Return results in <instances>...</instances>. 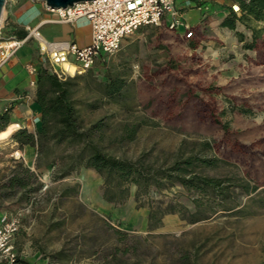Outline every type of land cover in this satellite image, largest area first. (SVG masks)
I'll use <instances>...</instances> for the list:
<instances>
[{"label":"rangeland","instance_id":"rangeland-1","mask_svg":"<svg viewBox=\"0 0 264 264\" xmlns=\"http://www.w3.org/2000/svg\"><path fill=\"white\" fill-rule=\"evenodd\" d=\"M5 12L46 13L37 0H5L1 23ZM23 24L30 27L31 21ZM248 25L236 23L244 41L215 22L205 23L191 37L165 21L146 26L96 62L92 77L80 80L75 98L84 126L105 118L110 134H118L123 123L143 122L134 140L108 142L110 153L131 159L143 155L165 166L194 154L216 158L214 166L199 168L201 172L256 190L245 193L229 185L233 201H211L208 218L188 223L167 213L159 228L148 231L149 204H180L193 211L196 194L180 184L152 189L137 207L131 186L124 203H109L93 169L53 178L69 147L49 145L38 161V174L48 187L32 198L19 231L45 264H183V251L190 254L188 264H264V25L253 20ZM73 28L87 42L86 22ZM64 30L48 24L42 32L52 37ZM253 40L252 48L244 47ZM113 77L125 82L116 99L104 96L97 83ZM9 136L0 140V174L11 167L17 149ZM25 205L8 203L0 212L12 214ZM224 205L232 208L222 209ZM107 225L127 233V244L136 251L122 254V243Z\"/></svg>","mask_w":264,"mask_h":264},{"label":"trees","instance_id":"trees-1","mask_svg":"<svg viewBox=\"0 0 264 264\" xmlns=\"http://www.w3.org/2000/svg\"><path fill=\"white\" fill-rule=\"evenodd\" d=\"M238 6L237 10L229 7L228 15L220 25L234 30L240 41L244 35L236 30L240 22L249 27V21L261 22L264 25V0H232ZM253 32V30H252ZM26 31L18 32L23 38ZM254 33V32H253ZM255 39V33H254ZM254 40L244 43L245 48H252ZM92 70L84 75L59 77L55 72L40 66L36 73L34 102L38 109V126L35 132L26 127L17 128L10 124L8 109L0 112V131L8 133L10 139L21 148L30 145L36 148V167L49 145L68 146L61 158V166L53 178H64L80 168L95 170L102 178V197L113 204L124 203L130 195V187L135 186L134 199L137 207L144 204L152 189L163 190L175 184H180L196 196L192 199L194 210L190 211L180 204L160 205L149 204L147 214V230L153 231L162 225V218L167 213H177L188 223H195L208 218L211 201L228 202L232 199L229 185L240 187L245 193L256 190L243 184H227L228 178L210 176L201 172V168L214 166L216 158L198 155H188L175 158L168 165H155L141 155L136 159L117 156L107 150V143L112 141H132L143 122L123 123L118 134H110L111 127L105 118H100L88 126H84L78 112V99L75 98L80 80L92 77ZM104 96L116 99L123 93L125 82L122 78H107L98 81ZM14 130V131H13ZM113 133V132H112ZM11 167L0 174V206L5 199H13L14 205L28 204L40 193L42 181L39 174L28 168L22 160L11 159ZM56 162V160H53ZM59 165V164H58ZM200 168V169H199ZM199 169V170H198ZM79 184H75L74 187ZM233 201V200H231ZM222 209H231L224 205ZM122 243V254L136 251L135 246H128V234L118 228L107 225ZM115 248L114 252H117ZM115 255V253H114ZM180 261L188 264L191 261L188 251H183Z\"/></svg>","mask_w":264,"mask_h":264},{"label":"built area","instance_id":"built-area-1","mask_svg":"<svg viewBox=\"0 0 264 264\" xmlns=\"http://www.w3.org/2000/svg\"><path fill=\"white\" fill-rule=\"evenodd\" d=\"M42 7L51 16L42 19L38 25L27 26L23 38H0V68L29 40L34 41L40 57L37 64L28 65L29 72L36 74L43 66L59 77H66L92 69L101 57L118 51L123 41L142 26H159L165 21L170 27L181 28L186 37L193 35V28L184 20L176 0H90L66 8H51L42 2ZM79 20H85L90 28V40L85 45L72 40H48L40 30L44 23L74 24ZM31 85H35L34 80ZM41 181L40 192L48 187L46 181ZM30 207L31 203H28L15 213L0 214L1 260H16L14 238Z\"/></svg>","mask_w":264,"mask_h":264},{"label":"crops","instance_id":"crops-1","mask_svg":"<svg viewBox=\"0 0 264 264\" xmlns=\"http://www.w3.org/2000/svg\"><path fill=\"white\" fill-rule=\"evenodd\" d=\"M233 3L232 0H176L177 8L184 20L192 26L193 31L199 29L207 22L209 25L213 22L220 25L221 21L228 15L229 7H231ZM21 13L22 15H20ZM21 13L5 12L3 22L0 26V38L5 39L11 36L18 37V32L22 30L26 31L27 26L23 24L24 20L31 21V26H35L38 25L42 19L47 18V15H49L48 17L51 16L47 12ZM20 16H23V18ZM204 17H207V19H204ZM80 21L85 20H79L74 24L58 22L44 23L40 26V30L42 32V29L48 24H60L65 27L63 35L51 37L44 35L42 32L43 36L48 40H72L79 45H85L90 40V28L86 21L88 26L87 42L81 41L79 37L74 35L73 27ZM145 28L146 26H142L136 32L141 33ZM178 32L183 31L181 29L178 30ZM127 43L129 42L127 41ZM36 52L37 48L34 41L29 40L16 50L14 55H12L0 68V112L8 109L10 124L17 125L15 129L26 127L31 132H35L38 126V109L34 102L35 85H31V81L36 80V74H31L29 72L28 65L38 63ZM15 145L17 146L16 151L18 154H15V151L11 154V159L22 160L28 168L38 173L40 169L36 167L35 162L36 148L30 145H23L19 148L16 142ZM1 203H3L1 205L11 204L13 203V199H6ZM1 213L2 212H0V214ZM19 231L14 238V248L17 253L16 260L14 262H8L0 259V264H45V262L40 259L38 251L29 247V241L23 243L20 239Z\"/></svg>","mask_w":264,"mask_h":264},{"label":"water","instance_id":"water-1","mask_svg":"<svg viewBox=\"0 0 264 264\" xmlns=\"http://www.w3.org/2000/svg\"><path fill=\"white\" fill-rule=\"evenodd\" d=\"M44 2L47 6L51 8H66L72 6L74 3L90 0H37ZM5 5V0H0V18Z\"/></svg>","mask_w":264,"mask_h":264},{"label":"bare ground","instance_id":"bare-ground-1","mask_svg":"<svg viewBox=\"0 0 264 264\" xmlns=\"http://www.w3.org/2000/svg\"><path fill=\"white\" fill-rule=\"evenodd\" d=\"M234 8H235V7H234ZM235 9H237V8H235ZM2 15H3V11H2V14H1L0 23H1V20H2ZM8 136H9L8 133L3 132V131H0V140H4V139H6Z\"/></svg>","mask_w":264,"mask_h":264}]
</instances>
